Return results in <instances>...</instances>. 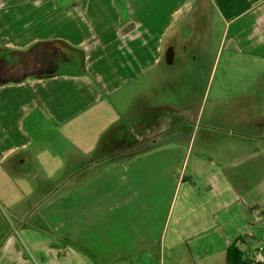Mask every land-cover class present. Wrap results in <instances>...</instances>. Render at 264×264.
Listing matches in <instances>:
<instances>
[{
    "label": "crops",
    "instance_id": "0c3cea01",
    "mask_svg": "<svg viewBox=\"0 0 264 264\" xmlns=\"http://www.w3.org/2000/svg\"><path fill=\"white\" fill-rule=\"evenodd\" d=\"M52 41L84 71L0 78V264H164L176 201L199 264L264 238V164L243 161L264 162V117L237 163L204 168L201 150L203 187L182 175L222 135L195 115L200 78L264 76V0H0V59Z\"/></svg>",
    "mask_w": 264,
    "mask_h": 264
},
{
    "label": "rangeland",
    "instance_id": "374dc122",
    "mask_svg": "<svg viewBox=\"0 0 264 264\" xmlns=\"http://www.w3.org/2000/svg\"><path fill=\"white\" fill-rule=\"evenodd\" d=\"M191 20H193L192 17ZM207 30L208 32H201L203 33V38H207V44L210 45V49L212 52L211 55V53L208 51L207 57L208 59H210L217 53V57L220 58L222 56V52H218V50L220 49V34L222 31V27L216 24L213 27V25L208 24ZM198 33L199 32L195 33L192 31L190 35L197 36ZM198 36L202 35L199 34ZM36 47L37 46H32L30 48L31 51L33 50V53L31 54L33 56L37 54V52L42 51L39 50L34 52L35 49H37ZM77 56L79 58H82L83 54L81 55L80 52H77ZM21 57V54L16 52L13 55L10 54L8 59L13 62L16 67H21V63L23 60V58ZM53 58L54 61L57 62V64H60L62 62L61 56L53 55ZM8 59H0V62ZM76 65L77 68L74 65H65L57 70L79 73L81 68H83L82 59L80 61H76ZM216 65L220 66L219 61H215L213 63L214 68H217ZM59 67L60 65H58V68ZM200 79V87L197 93L198 108L195 112V115L198 116V119H201L204 122H206L207 119L208 121H210V123H212V125H216L218 129L222 130L223 135H220V137L216 139V142L208 147L200 146L201 141H198L195 144L196 150L193 148L191 162L189 163V171H186L188 162L183 170L182 175L185 174L187 180H191V176H193L198 185L203 187V185L205 184V177L199 172V167L195 166L198 160H200L201 158L198 154L199 151H207L211 155L209 156L207 154L210 159L204 158L206 160H202V165L204 168H218L221 167L219 165L223 163H237V160L242 151L243 153L246 152L248 150L246 146L249 143H253L250 140L241 138L238 135H252L255 130L254 125L258 123L259 119H262L264 117V76L257 79L253 91H240V87L238 86L240 83V78L236 76H227L222 71L220 72L219 69L214 73V76L212 78L205 77ZM257 89H259V92L257 91ZM212 106H214V108H212ZM261 109L263 110V113L261 112ZM261 126L260 137L264 138V118L261 121ZM214 134L215 133L213 132L211 135ZM235 141L240 143L238 147H233L231 145ZM254 160L255 158H246L243 161L246 166L253 164H264L263 160ZM205 171L206 170L204 169V172ZM172 208L174 209V213L169 219L168 214L172 210ZM179 210L180 206L176 201V205L172 206L167 211L165 216L166 238L167 243L171 246V248L167 251V256L166 259H164V264H199L198 259L193 253L192 246L191 249L189 248V242L187 241L188 239H190L189 236H187L183 230H181V232L179 233L174 232L175 224L173 219L174 216L179 212ZM253 239L256 240L248 241V243L243 245L245 259H249L251 257V253L253 251L255 252L256 248L261 246L260 241L257 239H260L264 243V238L255 237Z\"/></svg>",
    "mask_w": 264,
    "mask_h": 264
},
{
    "label": "trees",
    "instance_id": "16d2710c",
    "mask_svg": "<svg viewBox=\"0 0 264 264\" xmlns=\"http://www.w3.org/2000/svg\"><path fill=\"white\" fill-rule=\"evenodd\" d=\"M34 52L37 50H43V51H48L50 53L56 52L57 56H61L62 62L61 63H71L73 64L76 68V61H80L82 59V66L80 72L84 71V65H83V60H84V55L82 58H79L77 56V51L74 48H69L67 45L61 44V41H52V42H46V43H41L36 47ZM33 50L28 51L27 53H21V58L28 56L30 53H32ZM38 53V52H37ZM81 53V52H80ZM83 53H81L82 55ZM8 59V58H6ZM78 59V60H77ZM36 76L42 77L41 73L34 74ZM46 75V74H45ZM238 239L231 244V246L228 249L227 252V264H247V261L244 260L243 258V251L242 249L237 245ZM257 264H264V262H257Z\"/></svg>",
    "mask_w": 264,
    "mask_h": 264
},
{
    "label": "flooded vegetation",
    "instance_id": "af4514ba",
    "mask_svg": "<svg viewBox=\"0 0 264 264\" xmlns=\"http://www.w3.org/2000/svg\"><path fill=\"white\" fill-rule=\"evenodd\" d=\"M32 53L23 57L21 67H16L10 60H5L6 63L5 61L0 62V78L46 73V70H51L59 65L53 58V55H57L56 52L50 53L42 50L34 56L31 55Z\"/></svg>",
    "mask_w": 264,
    "mask_h": 264
},
{
    "label": "water",
    "instance_id": "95a60500",
    "mask_svg": "<svg viewBox=\"0 0 264 264\" xmlns=\"http://www.w3.org/2000/svg\"><path fill=\"white\" fill-rule=\"evenodd\" d=\"M57 69H58V66H55L53 69H51V70H46L45 72L48 73V74H52V73H54Z\"/></svg>",
    "mask_w": 264,
    "mask_h": 264
},
{
    "label": "built area",
    "instance_id": "2783aa9c",
    "mask_svg": "<svg viewBox=\"0 0 264 264\" xmlns=\"http://www.w3.org/2000/svg\"><path fill=\"white\" fill-rule=\"evenodd\" d=\"M258 254H260V257L263 259V255L261 253ZM253 264H257V262H254Z\"/></svg>",
    "mask_w": 264,
    "mask_h": 264
}]
</instances>
